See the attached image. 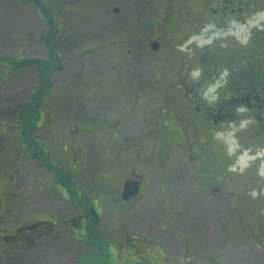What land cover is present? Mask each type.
<instances>
[{
  "label": "rangeland",
  "instance_id": "rangeland-1",
  "mask_svg": "<svg viewBox=\"0 0 264 264\" xmlns=\"http://www.w3.org/2000/svg\"><path fill=\"white\" fill-rule=\"evenodd\" d=\"M126 1L136 8L144 6V0ZM117 2L0 0V56L35 58L52 66L49 75L44 70H12L0 64V204L5 197L3 184H10L12 195L4 201L0 221L9 227L22 218L21 213L33 211L48 212L57 220L60 237L46 242L40 253L33 250L32 264H76L77 259L84 264H264V201L238 204L237 197L247 191L229 192L225 184H219L225 175L217 180L234 159L227 157L230 133L239 146L237 152L249 148L252 141L257 142L253 149L264 148V139L239 135L235 121L214 127L211 120L205 125L195 108L173 104L171 100L179 94L165 85L173 72L165 50L150 52L132 63L119 57V46H112L111 41L129 27L114 22ZM148 2L149 29L157 32L160 21L185 12L191 0ZM197 7L204 6L198 3ZM126 46L130 47L128 42ZM159 68L166 70L165 79ZM41 116V125L48 122L49 127H33ZM77 126L86 133L72 134ZM96 126L111 128L113 133L98 131ZM67 135L81 150L74 153L68 147V140H63ZM34 140L41 142L40 147L31 143ZM19 146L25 147L23 152L18 151ZM40 148L49 150L55 159L68 149L70 175L56 167L53 172H40L36 155L49 156ZM258 164L256 161L251 168ZM64 167L65 163L59 165ZM133 169L148 172L153 180L144 186L143 195L126 202L121 200V187L128 170ZM201 171L208 176H200ZM162 178L167 194L160 184ZM58 182L69 189L72 203L55 200ZM203 182L212 187L208 193L212 202L206 201V209H200L198 199L192 205L194 210L199 208L195 217L202 220L204 214L207 220L191 229L195 235H183L179 222L184 215L173 216L168 202L176 210L184 186L194 190ZM261 188L264 190V179L255 189ZM22 196L23 208L16 202ZM91 204L99 222L89 214ZM77 215L83 216L89 230L73 226L72 237L91 244L64 238L65 218ZM169 219L174 221L171 227ZM94 227L97 235L92 232ZM121 231L131 236L122 239ZM31 255H27L29 260Z\"/></svg>",
  "mask_w": 264,
  "mask_h": 264
},
{
  "label": "flooded vegetation",
  "instance_id": "flooded-vegetation-1",
  "mask_svg": "<svg viewBox=\"0 0 264 264\" xmlns=\"http://www.w3.org/2000/svg\"><path fill=\"white\" fill-rule=\"evenodd\" d=\"M148 1L149 0H144V6L136 8L135 6L128 5L126 0H118V7L116 6L113 8L114 15H117L114 21L116 26H120L124 23L125 27H129L126 29L123 36L114 37L111 41L112 46H119L118 56L124 57L125 62L132 63L141 58L148 57L150 52L157 53L161 50H165L166 60L173 66V72L171 73L170 79H168L169 82L165 81V83H167L165 85L166 87H174L179 94L178 97L174 96V100H171L173 104L181 102L184 107L195 108L202 122L205 125H209L207 121L210 122L212 120L211 126L214 127L224 121L229 123L233 121L238 122L237 120L239 117L240 120L251 118L253 123L243 132L238 131V134L260 135V138L264 139V29H258L256 24L253 23L249 28V31L252 32L249 44L242 47L237 41V33L240 26L249 27L250 22L255 21L261 13H264V0H206V2L191 0V3H188L189 6H185V12H181L176 16L170 15L166 20L160 21L157 32H152L149 29L152 25V21ZM198 3L203 4L204 7H197L195 9ZM192 10L197 11L194 13ZM181 14L182 16H180ZM259 23L264 25V20H261ZM57 31H59V29H57ZM192 35H194L196 39H193L191 43H187ZM200 41L210 42L200 45ZM127 42L130 47H123ZM154 44L157 45L156 50L153 48ZM55 54L59 56L58 52ZM125 56L127 58H125ZM171 56L174 57L172 58ZM176 56L177 59H175ZM196 67H200L203 70V75L200 80L193 84L189 82V74ZM225 67L229 69L230 74L224 81H221V87L217 89L216 94L218 95V99L211 105L206 104L201 99L202 93L198 91V89L206 91L208 82L215 83L220 80V70ZM157 71H159L161 76L165 79L166 70L159 68ZM52 103L53 101L50 100L49 104ZM241 105L246 107L248 112L242 116H237L235 110ZM49 115V123H51L53 112L50 111ZM42 119L43 116L38 118L35 124L36 128L49 127L48 122L47 124L41 125L40 122ZM112 127L115 126L113 125ZM97 130L101 131L105 129L98 127ZM105 131L113 133L111 128ZM116 132L118 134L117 128ZM85 133L82 127L79 128L77 126L72 134L83 135ZM212 133L213 135L219 134V132ZM22 139H24V135H22ZM63 140H68V147L72 148L74 153L80 149V147L74 146V144L71 143V137L69 135L65 136ZM33 143L37 147L41 145V142L35 140ZM256 143L257 142L252 141L248 146L249 149H253L255 145H257ZM24 144L25 143H23V145ZM24 148V146L20 147L18 151L23 152ZM41 150H43L44 153H49V150L46 148ZM40 155L43 154L38 152L35 157L40 172H53V168L56 167L64 172L63 175H70L68 172L72 165V156L68 149L65 154L61 153L60 157L56 159L53 158L50 153L49 156L44 158ZM52 160H54L53 163L47 165V163ZM62 163H65L64 169L59 168V165ZM130 165L131 164L128 163L127 168H129ZM128 171L121 187V200H123V186L126 181H131L133 184L139 183L140 187L139 193L136 196L131 197L129 200H123L126 202L132 199H138L139 194L143 195L150 180H153L146 171L143 173H138L135 169ZM224 175L227 176V178L224 182H220L219 184L221 186L225 184L229 192L231 191L234 193L242 189L245 192L247 191L245 194L241 193L237 197L236 200L238 204H247L246 202L256 203L258 200L259 202L264 201L263 194L259 192H257L255 197L251 195L252 190L260 185V180L262 179L256 175V169L250 168L243 174H234L228 171L227 165L226 168L222 169L221 176L215 178L221 180ZM200 176L207 177L208 174L206 173L205 175L202 173ZM247 177H249V179H247ZM10 179H12V175ZM69 181H71V177ZM160 184L161 187L163 186V191L166 193L167 189L164 187L163 178ZM9 185L8 182L3 184V193L5 197L0 204V219H2V213L5 209L4 201L7 203L8 199L12 196L9 195L11 194ZM145 185L146 187L144 188ZM210 186L211 185L207 184V182L194 186V190L192 187L188 188V186H184V189L181 190L182 195L176 202V210L172 208L170 201L168 202L172 209L173 216L184 215L183 220L181 219L179 222L182 227L181 231L183 235H195L191 229L202 226L203 224H201V222L207 220L204 218V214L202 220L195 217V213H197L196 210L199 208L197 207L194 210L192 204L194 201L193 199H198V203L201 204L200 209H206L204 208L207 206L206 201L212 202V198L208 195L212 189ZM57 187L59 192H56L54 195L57 197L55 200L64 201V204L72 203L69 189L62 185L61 182H58ZM235 188H238V190ZM22 189L23 187L21 186L15 192H20ZM76 192L78 195H81L77 187ZM38 193L39 190L36 194ZM190 193L194 195L190 196ZM23 198L24 196L20 199H16L20 207L25 203L21 200ZM24 206H22V208ZM190 212L193 213V217L188 215ZM20 215L22 218L9 227L5 226L4 223L0 221V264L6 263L10 257L11 250L16 247L25 250L27 248L30 249L32 245H36L40 253L42 246L54 238L55 234H58L56 225L57 220L53 221V217H51L50 213L45 211H33L32 213H21ZM205 216H207L206 212ZM173 222V219H169L170 227ZM73 226L80 228L85 226V228H87L82 215L69 217L68 219L65 218L63 232L66 231L68 234L66 237H69V239L72 237ZM204 226L206 227L207 224ZM122 236V239H126L131 235L124 233Z\"/></svg>",
  "mask_w": 264,
  "mask_h": 264
},
{
  "label": "clouds",
  "instance_id": "clouds-1",
  "mask_svg": "<svg viewBox=\"0 0 264 264\" xmlns=\"http://www.w3.org/2000/svg\"><path fill=\"white\" fill-rule=\"evenodd\" d=\"M234 19V18H233ZM264 20V13H261L255 21L250 22L249 27L240 26L239 31L237 33V41L240 46H246L249 44V41L252 37V32L249 31V28L253 23L256 24L258 29H264V25H261L259 22ZM193 39H196L194 35L190 36L187 43H191ZM210 41H200L201 44L209 43ZM229 69L222 68L220 70V80L215 83L208 82L206 85V91L202 89H198L201 91V99L206 104H213L217 99L218 95L217 89L221 87V81H224L226 77L229 76ZM203 75V70L200 67L194 68L189 74V82L196 83L201 79ZM213 94V95H210ZM237 116H242L248 112V109L243 105L238 106L236 108ZM239 129L241 132L246 130L250 124L253 123L251 118L243 119L238 121ZM231 133L229 134V148L227 149V157L234 158L232 162L228 165V171L233 173H241L243 174L246 170L250 169L256 161H259V164L256 166V175L260 178L264 179V148L249 149L244 147L242 152H237L236 149L239 147L235 139H231ZM251 195L255 197L257 195V191L255 189L252 190Z\"/></svg>",
  "mask_w": 264,
  "mask_h": 264
},
{
  "label": "trees",
  "instance_id": "trees-1",
  "mask_svg": "<svg viewBox=\"0 0 264 264\" xmlns=\"http://www.w3.org/2000/svg\"><path fill=\"white\" fill-rule=\"evenodd\" d=\"M49 47H50L51 50L54 49V46H52V44ZM0 64L7 65L12 70H17L20 67H30V68L36 69L37 71H39V70L43 71L44 70V73L46 74V72H48L47 74H49V75L52 72V66L50 65L49 62L44 61V60H40V59H35V58L15 59V58H12V57L0 56ZM49 70H51V71H49ZM49 75H47V76H49ZM37 91L39 92V89H36L35 92H37ZM32 97H34V96H32ZM37 121H38V118H36L34 120V122L32 123L33 127H35L34 125L37 123ZM31 143H33V142L31 141ZM89 214H90V216H92V218H94L95 221H97V222L100 221V219L98 217V213L93 208L92 204H91V208L89 210ZM86 226H87L86 229L88 231L89 227H88L87 224H86ZM96 231H98V230L94 227V229L92 230L93 234L97 235ZM63 234H64V238L65 239L69 238V237H66L68 235L66 233V231H64ZM59 237H60V235H59V232H58L57 235L55 234L54 238H56V240H58ZM71 239H74L75 241H86L87 243L91 244V242H89L88 240H81V239H77L76 237H71ZM48 242H50V241H48ZM35 249H37L36 245L35 246L32 245L30 247V249L27 248L25 250H21L19 247H16L13 250H11L10 257L8 258V260L6 261L5 264H32V260L35 259V257L33 256V254H34L33 250H35ZM27 255H31V259H30L31 261L29 260V257ZM76 261H77L76 264H84V260L77 259ZM91 264H93L92 261H91Z\"/></svg>",
  "mask_w": 264,
  "mask_h": 264
},
{
  "label": "water",
  "instance_id": "water-1",
  "mask_svg": "<svg viewBox=\"0 0 264 264\" xmlns=\"http://www.w3.org/2000/svg\"><path fill=\"white\" fill-rule=\"evenodd\" d=\"M155 50L157 49V45L154 44L153 47ZM140 184H133L131 181H126L123 186V200H129L131 197L136 196L139 193Z\"/></svg>",
  "mask_w": 264,
  "mask_h": 264
},
{
  "label": "crops",
  "instance_id": "crops-1",
  "mask_svg": "<svg viewBox=\"0 0 264 264\" xmlns=\"http://www.w3.org/2000/svg\"><path fill=\"white\" fill-rule=\"evenodd\" d=\"M119 233H120V234H122V233H123V231H121V232H119ZM123 234H124V233H123ZM115 240H116V239H115ZM115 240H114V241H115Z\"/></svg>",
  "mask_w": 264,
  "mask_h": 264
}]
</instances>
